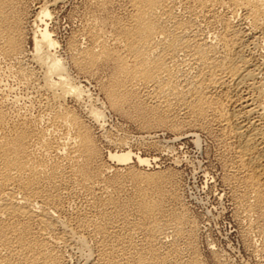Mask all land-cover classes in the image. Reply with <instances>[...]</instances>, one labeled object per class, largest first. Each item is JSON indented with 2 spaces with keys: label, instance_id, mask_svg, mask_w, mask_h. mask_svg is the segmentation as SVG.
<instances>
[{
  "label": "bare ground",
  "instance_id": "6f19581e",
  "mask_svg": "<svg viewBox=\"0 0 264 264\" xmlns=\"http://www.w3.org/2000/svg\"><path fill=\"white\" fill-rule=\"evenodd\" d=\"M23 1L0 0V57L15 59L24 54ZM34 1L37 6L32 15L36 27L33 60L46 68L43 87L57 105L69 97L84 101L88 98L85 87L72 80L59 56L52 54L58 40L45 20L51 17V9L55 10L65 0ZM125 1L130 6V19L118 26L113 39L119 53L90 30L85 37L88 36L92 46L82 49L79 43L76 45V65L88 72L103 63L115 64L116 74L108 93L113 106L127 100L125 91H140L152 101V109L167 114L175 106L196 122L216 124L228 141L226 161L233 172L227 181L243 188L239 199L246 217L250 220L255 217L253 228L264 234V0ZM180 6L187 12L186 19L176 13ZM219 9L230 16L221 15ZM239 12L243 17L236 24L232 20ZM203 25L211 31L216 26L221 29L211 35ZM59 106L56 112L53 108L55 119L51 121L56 129L61 127L72 135L71 141L63 144L69 147L65 156L70 162L68 174L60 164L47 168L37 158L36 149H32L34 140L42 150L57 154L63 151L66 147L62 149L47 140L51 130L47 134L24 127L9 130L7 117L0 111V264H64L56 251L61 243L80 253L78 264H198L195 259L182 261L174 247L167 249V253L161 252L157 245L167 244L161 237H168L169 233L182 237L183 223L162 219L159 205L145 197L138 203L139 223L123 236L114 229L111 231V225L115 224L108 209L107 213L103 210L100 221L80 217L75 218L73 225L67 221L65 200L58 188L68 182L66 185L77 183L92 191L93 175L86 164L76 163L81 156L90 161L97 153L87 128ZM89 112L94 120L100 121L102 113L98 108L92 107ZM110 158L120 165L133 160L131 152L110 153ZM137 158L141 165L151 164L144 157L137 155ZM131 176L143 186V191L165 192L167 182L163 174L138 172ZM108 205L113 202L108 200ZM140 232L144 239L138 242L135 239ZM99 237L97 245H91L93 250L88 248L89 240L96 241Z\"/></svg>",
  "mask_w": 264,
  "mask_h": 264
},
{
  "label": "rangeland",
  "instance_id": "374dc122",
  "mask_svg": "<svg viewBox=\"0 0 264 264\" xmlns=\"http://www.w3.org/2000/svg\"><path fill=\"white\" fill-rule=\"evenodd\" d=\"M100 1L102 0H65L55 10L51 9L50 18H45L54 38L58 40L52 54L59 56L69 77L81 83L88 96L84 101H75L69 97L66 102L58 105L43 87L46 68L33 60L36 27L32 15L37 1H23V17L26 20L22 33L24 54L15 59L0 57V111L7 117V129L24 127L34 133L41 131L46 134L51 130V133L46 135L47 140L50 139L55 146L63 149L62 146L66 147L63 144H68L67 141H71L72 135L69 136L61 127L57 130L53 125L54 121H51L55 119L53 117L58 111L56 108L62 105L89 131L97 154L90 161L81 156L76 164H86L89 173L93 175L91 184L89 182L93 187L92 191L77 183L74 186L66 185L68 182L58 188L65 200L64 217L70 224H75L79 217L90 222L94 219L100 221L102 213L110 211L114 219L109 218L115 224V227L111 225V231L114 229L118 232L117 235L123 236L134 224L139 223L138 203L145 197L148 202L159 205L162 219L183 223L182 237H177L168 230L166 234L170 235L161 237L165 240L164 244L167 243L162 247L157 245L161 252L167 253V249L169 251L170 247H174L179 251V258L185 263L195 259L198 264H264V234L253 228L255 217H251V220L246 217L239 199L244 193L243 188L238 189L236 182L227 181L233 171L226 161L228 141L224 139L219 127L208 122H196L194 118L187 116L184 110L175 106L167 114L152 109V101L140 91H125L127 100L120 106H113L108 93L111 79L116 74L115 64L103 63L88 72L76 65V45L79 43L82 49L92 46L88 36L85 37L86 32L90 30L107 41L116 53L120 51L113 44V39L118 26L130 19V6L125 0H103L105 3ZM180 7L176 13L186 19L187 12L184 7ZM219 13L230 16L223 9H219ZM242 15L243 13L239 12L232 21L238 24ZM203 28L210 30L206 25H203ZM220 29V26H216L215 31L210 30V34L213 35ZM92 107L101 111L100 121L90 116L89 109ZM160 118L165 121L160 122ZM60 129L62 131H59ZM56 130L58 133H52L57 132ZM33 141L30 143L35 146H32V149L37 150V155L34 154L46 163L47 168L60 164L68 174L70 162L66 160V153L69 147L61 150L59 155L57 151L40 149L42 147ZM126 152H131L133 157L128 163L120 165L110 158V153ZM137 155L150 160L151 164L141 165ZM138 172L163 174L167 182L165 192L143 191V186L132 180L131 174ZM80 186L82 188H79ZM233 186L237 187L236 191ZM144 192H147V195L144 196ZM108 200H111L113 205H108ZM169 231L172 232V229ZM142 235L141 232L137 233L135 240H143ZM100 240V237L96 238V241L89 240L88 243H91L88 248L93 250ZM65 245L61 243L59 248H56L64 264H78L80 253Z\"/></svg>",
  "mask_w": 264,
  "mask_h": 264
}]
</instances>
